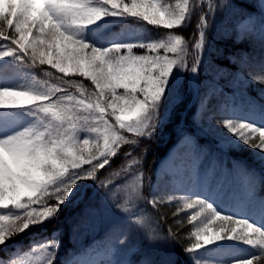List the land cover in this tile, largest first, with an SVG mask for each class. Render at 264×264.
<instances>
[{
	"label": "snow or ice",
	"instance_id": "6c2138e0",
	"mask_svg": "<svg viewBox=\"0 0 264 264\" xmlns=\"http://www.w3.org/2000/svg\"><path fill=\"white\" fill-rule=\"evenodd\" d=\"M255 5V12L236 24V42L259 39L264 45V0ZM226 7L233 5L227 0H0V250L40 230L26 249L0 256V264H57L62 241L58 230L47 233L48 227L63 209L79 204L91 216L113 208L122 214L104 253L118 258L74 256L62 264H137L123 258L136 247L132 236H140L141 247L144 242L165 247L179 241L185 224L191 226L183 246L190 264H264V195L257 196L251 179L237 199L222 185L202 182L199 173L180 180L177 169L166 174L173 191L157 186L146 197L144 172L134 171L147 152L144 142L158 137L185 93L195 95L197 114L202 115L201 106L209 110L201 74L218 51L212 36L233 34L221 33L217 22V12ZM194 17L189 39L182 30ZM129 20L139 27L109 31ZM147 26L164 31L153 36ZM240 79L264 85V64ZM209 122L220 126L210 130L221 146L243 145L264 165V103L225 107ZM183 138L199 149L189 136ZM124 146L129 147L122 152ZM121 155L120 168L101 178L98 173ZM244 174L254 177L246 166ZM260 184L264 191V175ZM145 202L156 212L161 204L175 203L177 228L159 230L154 215L139 207ZM213 253L217 256L206 258ZM138 254L139 249L132 251ZM159 264L175 261L169 254Z\"/></svg>",
	"mask_w": 264,
	"mask_h": 264
},
{
	"label": "trees",
	"instance_id": "16d2710c",
	"mask_svg": "<svg viewBox=\"0 0 264 264\" xmlns=\"http://www.w3.org/2000/svg\"><path fill=\"white\" fill-rule=\"evenodd\" d=\"M217 3L220 0H216ZM228 4L233 5L231 9L225 8L223 11L217 12V22L220 25L221 33L225 31H232L230 37L224 35H213L212 40L215 49L212 53L211 62L209 64L207 74H201V95L205 91L209 94V110L205 111L201 106V114H197L198 101L195 97L194 102L190 105L192 100V93H185L183 102L177 107L172 120L164 127H172L177 125L180 121V128L174 130L175 135L171 136V142H166L165 145H154L152 141H145L143 147L147 148L146 154L142 156V164L136 166L135 172L143 170L145 176L144 194L149 196L153 187H161L165 191H173L171 185L168 184V177L166 174H172L177 169H182L180 180H184L186 174L196 175L199 173L202 182H211L214 186L222 185L223 189L230 197L237 199L243 197L247 190L249 179L252 180L253 190L259 195H264L261 189L260 178L264 175V165L260 163L257 154L247 149L243 145L238 148H229L227 145L221 146L218 137L210 130V128H220L214 122L210 124L209 117L218 118L222 115L225 107L235 106L237 110L245 109L253 102L264 103L261 95L264 94V85H260L254 81H241L240 76L246 75L250 71H256L261 64H264V45L259 39L245 40L236 42L234 28L237 23L249 13H254L256 10L255 0H227ZM134 21L129 20L126 25L120 23L113 24L109 31L111 33H120L122 30L127 32L138 28ZM153 36L159 35L164 30L157 31L151 26H147ZM195 28V17L193 23L182 30V34L191 39ZM180 31V30H178ZM142 52L143 50H136ZM192 57L189 56V62ZM37 74L39 75L38 70ZM76 79H82L76 77ZM207 82V88L203 85ZM87 85L90 82L84 81ZM214 89V91H212ZM72 91H75L74 89ZM185 113L182 115V113ZM195 114V122L193 117ZM178 125V126H179ZM177 126V127H178ZM221 131H223L221 129ZM189 136L200 147L198 150L194 148L192 143L185 141L183 137ZM174 138V139H173ZM163 142V141H162ZM129 146H124L122 152ZM175 150V157L173 162L176 165L174 170L169 172L158 173V164L169 150ZM137 155H141V149L136 150ZM124 163L123 156L115 158L110 168L101 170L98 175L101 178L108 176L112 170H118L121 164ZM181 164V168L178 165ZM251 169L254 172V177L250 178L244 174V167ZM87 167V166H86ZM122 180H117L116 183H122ZM90 183V182H88ZM89 191H92L90 188ZM100 196L104 192L99 193ZM120 196H118V200ZM139 207L148 213L154 215L158 221V229L164 232L171 226L174 230L177 228L175 224L176 217L172 213L176 211L175 203H164L160 205L159 212L154 211L146 202L141 203ZM186 215L182 213L181 216ZM122 214L117 212L114 208L111 212L105 213L102 217L91 216L85 214V204L72 206L63 209L59 219L49 225L47 233L53 230H58L59 238L62 241L59 254L57 256V264H62L69 258L75 256L76 259L81 260L87 252L101 251L104 259H117L115 256H106L111 241L117 234V226L122 223ZM165 218V219H162ZM78 226L73 228V223ZM191 226L185 224L180 229L179 241L174 244H169L165 247L148 246L144 242L141 247L140 236H132L131 242L136 245L130 252L126 253L123 258L131 257L137 261V264L145 259L159 261L162 257L170 254V258L175 261V264H190L188 256L184 253L183 246L189 242L186 239V234L190 231ZM39 229H32L30 232L18 236L17 239L9 245L8 249L0 250V256L6 255L9 250L26 249L34 234H39ZM45 233V234H47ZM36 239H40L37 235ZM239 248L246 246L238 245ZM139 249V254L132 256V251ZM246 254L244 252L239 253ZM217 254H209L206 258H214Z\"/></svg>",
	"mask_w": 264,
	"mask_h": 264
},
{
	"label": "rangeland",
	"instance_id": "374dc122",
	"mask_svg": "<svg viewBox=\"0 0 264 264\" xmlns=\"http://www.w3.org/2000/svg\"><path fill=\"white\" fill-rule=\"evenodd\" d=\"M193 95L194 94L192 93V97H193ZM193 102L194 101L191 100L190 105ZM184 114L185 113L183 112L182 115H184ZM179 124H180V121L175 126L167 127L166 129L162 128L160 130V133H159L158 137L155 138L154 140H152V142H154V145H156V146H157V144L165 145L167 141H168V143L171 142V136L173 137V135H175L174 130L175 129L178 130L180 128V126H181ZM185 141L189 143L188 140L185 139ZM175 154H176L175 150L172 148L171 150L168 151V153L163 158H161V160L159 161V164H158V169H157L158 173L169 172L170 170H174L175 169L176 165L173 162L174 161L173 158L175 157ZM178 168H181V164L178 165ZM190 174H192V173L190 172ZM97 253H99L100 255H97ZM100 258H103V254L101 253V251H96V252L93 251V252H87L86 255L81 258V260H85L86 261V260H89V259H100Z\"/></svg>",
	"mask_w": 264,
	"mask_h": 264
},
{
	"label": "water",
	"instance_id": "95a60500",
	"mask_svg": "<svg viewBox=\"0 0 264 264\" xmlns=\"http://www.w3.org/2000/svg\"><path fill=\"white\" fill-rule=\"evenodd\" d=\"M90 185V184H89Z\"/></svg>",
	"mask_w": 264,
	"mask_h": 264
}]
</instances>
